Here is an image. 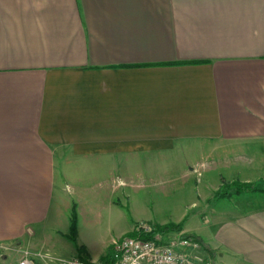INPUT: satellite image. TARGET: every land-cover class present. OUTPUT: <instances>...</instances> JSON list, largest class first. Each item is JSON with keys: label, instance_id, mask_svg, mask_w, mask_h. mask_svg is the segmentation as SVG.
<instances>
[{"label": "crops", "instance_id": "1", "mask_svg": "<svg viewBox=\"0 0 264 264\" xmlns=\"http://www.w3.org/2000/svg\"><path fill=\"white\" fill-rule=\"evenodd\" d=\"M59 168L101 174L111 206L154 189L148 204L169 208L183 203L171 173L200 172L208 207L181 233L213 264H264V197L211 207L222 178H264V0H0V246L19 241L36 264L101 263L118 237L64 243L77 191ZM130 221L120 236L150 222Z\"/></svg>", "mask_w": 264, "mask_h": 264}, {"label": "rangeland", "instance_id": "2", "mask_svg": "<svg viewBox=\"0 0 264 264\" xmlns=\"http://www.w3.org/2000/svg\"><path fill=\"white\" fill-rule=\"evenodd\" d=\"M58 162L61 167L64 165H79L84 164L81 160L78 162L74 160V158L65 156V157H58ZM189 159L195 160L198 158H195L192 156V158L182 159L184 161H190ZM174 160H180L179 158ZM179 162V161H178ZM185 165L181 162L182 168ZM177 167V166H176ZM179 168V167H177ZM62 168H59V173H57V178H59V183L65 182L66 184V190H70L69 186H74L75 190L77 191V194H72V201L70 208H66L61 210V216L59 219L61 220V223H59V226H57L59 229L66 230L67 232L69 229L64 228L68 223L66 220H63L64 214L67 216L69 220L70 213L72 214L73 207L76 208L77 215H78V230L80 231L78 242L72 241L68 235V238L63 239L66 245L76 247V244L81 245H98L101 241L108 239V230H113L114 233L112 234L113 237H122L120 234L122 232V229L125 228L126 224L131 222V219H134V217H140L150 222H144L151 225H155L158 229L160 226H166V225H177L182 224V230L181 231H174V233H178L177 235H183L187 237H194L197 240H201L206 244L202 238L195 237L193 235L181 233L183 231V227L186 223V221L189 222L190 229H199L198 227L202 226L201 222L197 217H194V215L198 212V209H205L208 207L207 201L210 200V192H200L199 188L202 186V182L204 180L203 174L201 175L200 172H197L196 175H193V178L186 179L183 177V173L173 171L171 174L173 176L172 179H174V183L172 184L171 188L168 190V192H171L172 198H180V201L183 202L180 205L174 204L169 208L167 205H157V204H148L149 201H156V195H160L162 190H148V189H142L138 193L139 195L135 197V200H133V204L131 203L132 199H127L126 197L123 198L121 196H116L113 198V201L115 200L117 203H121L119 206L113 205L111 206L112 202L110 201L109 196H105L106 189H102L100 185V175L99 173H92L89 174H69L68 178H65L64 172L61 171ZM79 170H82L79 168ZM77 176H80V178H77ZM207 177V176H206ZM209 177V178H208ZM208 180L211 182L209 189H215V185L219 180L217 179V176L215 174H210L208 176ZM70 180V181H68ZM102 181V180H101ZM114 182V180H112ZM221 184L219 188L215 191V194L213 196L214 201H211V207L218 206L219 203L226 206L229 201H231L233 198H235L237 202L244 201L246 202L248 199V202H260L261 199L264 197V178L261 180L249 183L252 184L258 191L255 192H249V194L245 195L242 192L241 194L238 193L239 185L246 184L248 182H242L240 179H236L234 181H227L223 178L221 179ZM111 182V183H113ZM72 183V185H71ZM202 184V185H201ZM65 186V185H64ZM154 192V193H153ZM221 192V194L230 195L229 197H225L224 199L217 198V193ZM69 193V192H68ZM151 193V194H149ZM71 194V193H70ZM69 194V195H70ZM198 195L201 196L200 200L196 202V204L192 205L190 202L193 200V198H196ZM176 199H173L175 201ZM226 200V201H223ZM185 203V204H184ZM186 205V206H185ZM184 206L187 208V214L185 216H179L181 210H183ZM122 207V208H121ZM198 207V208H197ZM123 214L124 218L123 219ZM131 218V219H130ZM185 218V219H184ZM164 221L166 223H161V221ZM184 219V220H182ZM120 220H122L120 222ZM182 220V221H181ZM152 221V222H151ZM59 221L56 223L53 222L54 225H56ZM139 224H137L138 226ZM136 226V227H137ZM95 227V228H93ZM136 229V228H135ZM201 229V228H200ZM124 231V230H122ZM168 233V232H167ZM111 235V234H110ZM132 235V234H131ZM117 238V239H118ZM109 240V239H108ZM200 243V242H199ZM201 244V243H200ZM20 246V247H19ZM206 246H208L206 244ZM210 248L211 252H214V250ZM21 245H19L18 242H11L4 244L3 246H0V264H19L21 259L25 257V252L28 250H21ZM110 251L108 249L107 253ZM74 257V256H73ZM81 257V256H78ZM216 259V252H214L213 258H211V263H214V260ZM36 262V261H35ZM210 263V262H209Z\"/></svg>", "mask_w": 264, "mask_h": 264}, {"label": "built area", "instance_id": "3", "mask_svg": "<svg viewBox=\"0 0 264 264\" xmlns=\"http://www.w3.org/2000/svg\"><path fill=\"white\" fill-rule=\"evenodd\" d=\"M159 232L155 225L140 223L132 235L112 242L108 264H197L204 262L202 245L194 237ZM144 236H151L146 239ZM19 264H36L29 253ZM61 264H106L74 256Z\"/></svg>", "mask_w": 264, "mask_h": 264}, {"label": "trees", "instance_id": "4", "mask_svg": "<svg viewBox=\"0 0 264 264\" xmlns=\"http://www.w3.org/2000/svg\"><path fill=\"white\" fill-rule=\"evenodd\" d=\"M238 193L241 194L242 192H255L258 191L252 184L246 183V184H242L239 185L238 188ZM230 195H224L221 194V192L217 193V198L219 199H224L225 197H229ZM75 207V206H74ZM73 207L72 210V214H71V228H70V239L74 242H77V235H78V215H77V211L76 208ZM182 230V224H177V225H166V226H160L158 227V231L162 232V233H167V232H174V231H181ZM146 239L151 238V236H144ZM197 240V238H196ZM198 242L201 243L202 247L207 250L208 252L211 253V256H214V252H211L210 248H208V246H206V244L204 242H202L201 240H198ZM81 250V249H80ZM108 256V255H107ZM106 261V264H108V258H104L103 262Z\"/></svg>", "mask_w": 264, "mask_h": 264}]
</instances>
